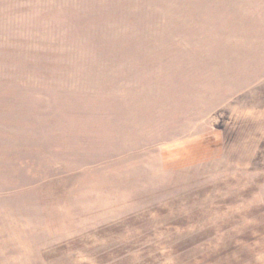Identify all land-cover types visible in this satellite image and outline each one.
Returning a JSON list of instances; mask_svg holds the SVG:
<instances>
[{
  "label": "rangeland",
  "instance_id": "374dc122",
  "mask_svg": "<svg viewBox=\"0 0 264 264\" xmlns=\"http://www.w3.org/2000/svg\"><path fill=\"white\" fill-rule=\"evenodd\" d=\"M0 264H264V0H0Z\"/></svg>",
  "mask_w": 264,
  "mask_h": 264
}]
</instances>
